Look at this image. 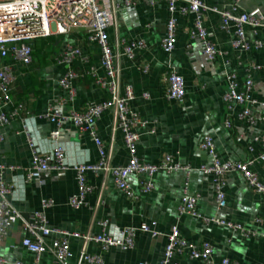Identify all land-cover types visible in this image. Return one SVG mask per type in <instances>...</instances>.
<instances>
[{
	"label": "crops",
	"instance_id": "1",
	"mask_svg": "<svg viewBox=\"0 0 264 264\" xmlns=\"http://www.w3.org/2000/svg\"><path fill=\"white\" fill-rule=\"evenodd\" d=\"M117 1L120 3L119 36L127 42H145L144 48L134 50L133 59L123 56L121 61L123 87L133 88L135 99L132 108L147 124L140 131L138 156L145 162L157 163L166 154H177L176 161L181 167H188L189 172L180 169L171 173L159 171L153 177L146 174L129 175L127 181L133 197H127L109 177L102 203L96 211L103 185L102 173H87L88 182L94 191L86 196V205L80 209L70 205L71 198L78 195L77 176L73 169L62 175L53 170L40 182L29 181L27 172L32 158L24 119H29L28 132L39 148L43 152H52L54 142L50 139V133L53 126L44 115L53 99L61 95L58 79L67 67L59 65L56 58L67 41L82 47L84 59L73 68L85 75L76 83L77 96L73 104L58 110L67 111L73 107L83 111L87 105L101 103L107 98V94L95 86L92 77L87 74L99 67L96 45L90 43L83 33L70 38L50 36L45 39H61L56 51L42 61L35 54L33 64L28 68L18 65L17 78L12 87L13 103L4 109L10 114L20 103L25 105V110L15 115L9 124H0V136L3 138L0 140V165L5 167L0 174L11 191L5 194L6 199L25 220H31L39 212L49 227L76 232L81 236L90 232L94 236L111 235L125 239L129 236V230H132L133 246L128 249H105L96 242L89 243L88 252L102 256L101 264H138L140 261L160 264L165 254L166 236L175 224H179L182 237L198 248L204 242H210L217 262L222 258H228L230 264L264 262V196L252 189L241 173L232 172L227 176L226 207L219 209L212 176L202 171L203 167L212 165V157L200 146L203 137L209 135L214 140L221 161L253 160L250 168L257 172L264 183V163L256 159L261 145L254 141V138H264V122L261 120L264 115V28L255 31L246 27L251 50H237L233 47L235 24L231 23L229 29H221L220 14H204L210 38L224 52V59L212 63L204 55L200 42L191 39L193 15L179 19L175 49L171 54H166L161 48L169 15L166 4L151 6L147 0H136L135 5L128 7L123 0ZM204 1L208 6L222 10H231L234 2ZM240 9L244 12L259 9L264 13V0H243ZM109 33L110 41L114 42V31L110 30ZM258 42L261 46L255 48ZM254 67L261 69L254 70ZM170 68L185 78L186 99L183 105L165 98L166 72ZM227 73L237 75L240 89H244L248 76L253 79L255 86L252 98L260 102V117L252 127L227 112L223 101ZM97 132L103 141L111 142V113L103 114L97 123ZM58 141L64 147L66 160L71 165L96 163L99 160L91 138L81 134L71 123L64 125ZM250 144L254 152L249 149ZM113 148V164H126L129 155L121 132L116 133ZM10 166L17 169L11 170ZM141 179L151 180L154 189L142 192ZM185 195L198 196L197 211L201 218L190 215L179 217V206ZM49 201H52V205L44 206ZM204 218L230 221L242 226L247 235L213 222L207 223ZM40 221L45 224L43 219ZM152 222L157 224L156 230L160 234L157 237L141 231L143 224ZM25 234L19 228L12 230L9 237L0 243V256L11 262L20 260L33 263L35 255L21 246ZM83 243L82 237L70 238L72 257L69 264H78ZM174 262L204 264L199 260H191L187 254L177 256ZM53 263L54 258L50 253L41 256L40 264Z\"/></svg>",
	"mask_w": 264,
	"mask_h": 264
},
{
	"label": "built area",
	"instance_id": "2",
	"mask_svg": "<svg viewBox=\"0 0 264 264\" xmlns=\"http://www.w3.org/2000/svg\"><path fill=\"white\" fill-rule=\"evenodd\" d=\"M124 5L131 7L136 0H123ZM151 6L159 3L166 4L168 19L166 22L165 34L161 41V48L166 54H171L177 42L178 23L181 17L194 16L193 27L190 32L191 39L198 40L203 47V53L210 62H217L224 59V52L219 45L213 41L208 33V28L204 21V14L213 12L220 14L222 22L221 29H229L230 24L236 26L233 40V47L237 50L249 51L251 44L246 35L245 28L253 30L264 28V13L259 9L251 12H244L240 9L243 0H234L232 9H220L210 7L204 0H147ZM120 3L117 0H0V124L7 125L13 117L25 110V105L20 103L18 107L7 114L4 109L13 103L12 87L16 81V70L19 64L28 68L33 64L32 43L41 38L50 36H63L70 38L74 34L83 33L87 40L95 44L99 53V67L93 68L90 73L93 84L107 94L101 103L89 104L83 111H78L73 107L67 111H59V108H67L73 104L77 96L76 83L85 73H78L74 70V65L84 59L83 49L80 45L67 41L63 50L56 58L59 65L66 66L65 72L59 77L58 84L61 95H57L48 106L45 119L52 124L53 129L50 139L54 142L52 152H43L28 132V118H25L24 129L26 130L28 145L31 152V166L27 172L28 180L40 182L43 177H47L53 170L59 174L73 169L76 172L78 182V195L73 196L70 205L74 209H80L86 205V196L94 191V187L89 184L87 173L101 174L103 185L99 192L95 211L102 203V196L105 189L106 180L112 177L117 188L125 193L127 197H133L131 186L127 181L129 175L146 174L153 177L159 171L173 172L187 170L181 167L176 161L177 154H166L157 163H148L138 156L137 143L140 138V131L146 127V122L141 115L132 108V101L135 93L131 86L122 84V58L127 56L134 58V50L145 47L143 40H132L127 42L119 36ZM110 30L114 31L115 41H110ZM255 48H259L260 43H256ZM190 47V44L189 46ZM261 67H254V70ZM264 69V67L262 68ZM165 98L183 105L186 99L185 78L174 69L166 72ZM227 89L223 96L229 115L238 118L244 124L254 126L260 117L258 108L260 102L252 98L254 92V82L248 76L244 82V89H240L239 80L236 74H226ZM145 97L148 94H144ZM264 106V104H263ZM111 113L112 134L111 142L107 143L101 139L97 132V123L104 113ZM264 122V115L261 117ZM72 124L81 134H87L96 146L99 160L96 163L69 164L66 160L65 149L58 143L61 131L66 124ZM227 126L229 122H226ZM117 132H121L125 147L128 151L129 160L124 165L113 164L114 141ZM3 139L0 136V140ZM255 142H260L261 149L257 153L256 159L264 163V138H254ZM201 148L212 157V165L203 167L202 171L212 176V187L214 189L216 201L219 209H223L227 204V176L232 172L241 173L247 184L258 194L264 196V183L257 172L251 170L253 160L249 161H221L218 157L214 140L211 136L203 137ZM249 149L254 152L253 147ZM4 165H0V172L3 173ZM11 170H16L15 166H10ZM142 192H150L154 189L151 180H140ZM10 187L2 180L0 174V243L9 237L15 228H19L26 233L21 241L22 248L35 255L33 263L25 261L11 262L0 256V264H40L41 256L50 253L54 258L53 264H69L72 257L70 248V238L82 237L84 243L81 248L78 264H101L102 256L93 255L88 252L90 242H96L105 249L121 247L128 249L133 246L132 230L125 239L111 235H91L90 232L80 235L79 233H69L67 231L51 228L41 213H36L31 220L21 217L15 207L5 197L10 193ZM198 196L183 197L179 206V217L190 215L194 218H201L197 211ZM52 205V201L45 202L44 206ZM41 219L45 221L41 223ZM207 223L213 222L217 225L228 227L235 231L247 235L240 225L231 223L222 218L205 219ZM156 222L143 224L141 231L151 233L154 237L159 236L156 230ZM165 244V254L160 264H178L174 259L182 254H187L191 260H199L204 264H230L228 258H222L219 262L214 258L213 245L204 242L201 248L190 243L181 235L179 224L170 228ZM138 264H150L147 261H140ZM259 264H264L261 262Z\"/></svg>",
	"mask_w": 264,
	"mask_h": 264
},
{
	"label": "trees",
	"instance_id": "3",
	"mask_svg": "<svg viewBox=\"0 0 264 264\" xmlns=\"http://www.w3.org/2000/svg\"><path fill=\"white\" fill-rule=\"evenodd\" d=\"M52 37V36H51ZM49 38V37H48ZM49 39L41 38L32 43L33 56L36 54L39 60L45 59L47 56L54 54L57 49V45L61 42V39L55 38V41H47Z\"/></svg>",
	"mask_w": 264,
	"mask_h": 264
}]
</instances>
